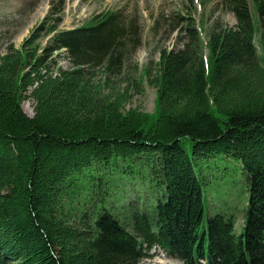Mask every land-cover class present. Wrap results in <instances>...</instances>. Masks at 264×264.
I'll list each match as a JSON object with an SVG mask.
<instances>
[{
	"label": "trees",
	"instance_id": "16d2710c",
	"mask_svg": "<svg viewBox=\"0 0 264 264\" xmlns=\"http://www.w3.org/2000/svg\"><path fill=\"white\" fill-rule=\"evenodd\" d=\"M212 1L185 0L155 19L151 32L177 31L176 45L138 80L127 61L140 27L125 8L73 29L45 19L8 46L0 264H137L154 247L183 264H264V0H218L231 26L212 18ZM196 4L209 13L198 21ZM144 80L156 89L153 113L125 108ZM227 170L241 173L242 188L225 190L216 210L211 185Z\"/></svg>",
	"mask_w": 264,
	"mask_h": 264
},
{
	"label": "rangeland",
	"instance_id": "374dc122",
	"mask_svg": "<svg viewBox=\"0 0 264 264\" xmlns=\"http://www.w3.org/2000/svg\"><path fill=\"white\" fill-rule=\"evenodd\" d=\"M185 0H0V56L7 52L9 45L18 48L22 42L40 26L43 20L47 19V25L52 24L53 18H59V30L73 29L84 24L88 19L99 14L108 8H125L127 13L135 16L137 24L140 27V44L131 53L127 66L130 68V76L138 80L142 69L148 66L150 62L152 71L154 63L158 61L160 52L163 49H171L175 43L177 31L172 32L165 37L166 26L162 25L156 34L151 32V27L155 19L161 13L168 14L175 12ZM197 5V4H196ZM197 12L194 15L199 20L203 11L197 5ZM210 8V9H209ZM208 9L212 12V18H219L228 26L234 24L233 16L223 12L218 0H213ZM57 10V11H55ZM205 13V11H204ZM209 15L208 11L205 13ZM49 18V19H48ZM52 35L46 34L43 30L38 39L40 45L45 46L49 43ZM57 62L64 69H69L70 65L66 60V53L61 50ZM123 74V72H122ZM119 86L124 87L128 81L124 75L118 79ZM138 91L130 93V98L125 104V108H138L145 113H153L155 108L156 89L143 81ZM22 110L28 116L33 115L34 103L31 99L23 100ZM217 185H211L212 197L215 202L220 204L216 209H222L228 199L226 191L238 193L242 187L236 183L240 179L241 173L227 170L226 175L219 173L217 176ZM241 184V183H240ZM228 189V190H227ZM233 189V191H231ZM140 190V189H139ZM226 190V191H225ZM225 193V194H224ZM131 198L134 192H129ZM234 194V195H235ZM234 198L233 195H230ZM203 218V225H206V214L210 213L207 207ZM240 210L235 212L234 230L237 233L243 226V216ZM137 264H183L177 257L166 254L159 247L150 249Z\"/></svg>",
	"mask_w": 264,
	"mask_h": 264
},
{
	"label": "water",
	"instance_id": "95a60500",
	"mask_svg": "<svg viewBox=\"0 0 264 264\" xmlns=\"http://www.w3.org/2000/svg\"><path fill=\"white\" fill-rule=\"evenodd\" d=\"M31 117V116H30Z\"/></svg>",
	"mask_w": 264,
	"mask_h": 264
}]
</instances>
